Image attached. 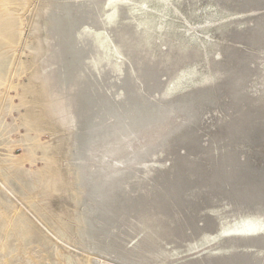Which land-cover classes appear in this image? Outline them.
I'll use <instances>...</instances> for the list:
<instances>
[{
  "label": "rangeland",
  "instance_id": "1",
  "mask_svg": "<svg viewBox=\"0 0 264 264\" xmlns=\"http://www.w3.org/2000/svg\"><path fill=\"white\" fill-rule=\"evenodd\" d=\"M74 1L0 0V264H264V217L245 214V205L264 201V0L170 1L178 11L171 12L166 23L175 46L160 42L156 27L148 57L157 55L154 64L159 67L176 59L164 77L138 82L135 92L154 100H160L165 89L181 96L214 72L215 66L227 74L220 79L213 76L211 99L199 92L193 101L172 107L187 113V128L193 132L187 142L199 149V156L190 155L187 162L176 164L178 171L171 176L167 171L171 158L165 161L159 149L147 144L133 146L123 157L126 167L119 172L124 176L116 186L126 191L144 180L152 181V204L134 215L128 212L121 221L120 213L116 212V220L113 213L109 223L95 225L92 239L84 233L82 218L96 212H88V206L85 211L86 201L80 195L98 182L89 167L85 172L92 179L85 187L78 186L71 155L75 135L80 140L85 132H75L72 108L67 109L65 96L51 87L47 73L54 65L41 64L52 43L46 10L56 3L71 6ZM131 1L145 7L140 0L88 4L85 23H94L89 11L105 14L111 8L106 24L119 25V8ZM161 1L151 0L150 6L163 8ZM153 11H145L134 27L136 33L145 30L147 23L151 30L155 19L146 18L155 16ZM64 25L69 30V23ZM181 46L198 56L180 55ZM105 52L96 48L93 64H105ZM64 59L60 74L70 100L75 97L71 85L76 83L77 66L75 58ZM113 89L103 90L98 97L118 111L120 91ZM129 118L130 113L122 120ZM108 120L107 116L104 122ZM138 126L142 125L130 132ZM102 128L96 127L92 135L99 136ZM130 142L138 141L131 138ZM106 143L94 146L86 157L107 164L101 155L107 148L99 151L104 159L96 157V148ZM179 148L178 152L186 151ZM84 156L76 166L86 168ZM189 165L193 183L183 200L171 186H177L175 179L183 186ZM158 178L164 181L162 186Z\"/></svg>",
  "mask_w": 264,
  "mask_h": 264
},
{
  "label": "bare ground",
  "instance_id": "2",
  "mask_svg": "<svg viewBox=\"0 0 264 264\" xmlns=\"http://www.w3.org/2000/svg\"><path fill=\"white\" fill-rule=\"evenodd\" d=\"M95 1L98 4L102 0H76L72 2L71 6L56 3L48 7L46 15L50 18V21L47 31L51 36L52 43L49 52H47L43 60H41L43 66L47 67L54 65V68L47 73V77L51 80L52 89L59 90L65 96L67 109L70 110L72 108L71 123L74 122L72 125L75 128V132L78 129L84 130L85 132L84 138L80 140H78L75 135L74 145L76 149L74 148L71 155L74 157L75 161L76 168L73 170L76 171L74 178L76 184L83 187L89 184L92 176H88L85 172V169L88 170L89 167L90 172H95L93 177H95L98 182L91 191H87L83 193V195H80V200L83 199V202L86 201L85 211L87 210L86 206H88V212H94V210L96 212L94 216L82 218L86 223L84 233L90 239L94 237L95 225L109 223V216L113 215V213L115 214L114 216H116V220V212L118 211V213H120V220L118 221H121L128 212L134 215L141 209L152 204V193L155 190L154 182L144 180L131 186L126 191H121L116 186V184L123 179L124 174L119 171L123 169V166L126 167L124 158L128 156L127 154H129L131 150L143 144H147L146 147H150V149H159L156 151L163 154L165 161L169 162L171 158V167L167 170L171 176H174L178 171L175 167L176 164L187 162L188 160L185 159L189 158L190 155H193L190 158L199 156V149L193 146L189 147L190 145L187 142L188 138L193 137V132L189 131L187 128V119L189 118L187 113H184V111L178 108L172 110V107L178 103L182 104L193 101L199 92H203L211 99L213 92L210 91V86L213 76L220 79L222 75L227 74L225 69L220 66H215L214 72L206 74L200 83L194 85L192 89L187 90L181 96L172 95L169 89L163 90L160 100H154L147 95L136 93L134 88H136L138 82L157 80L160 75L163 74L164 77V73L170 71L171 64L176 58H173V61L170 62L169 65L159 67L154 64L158 59L157 55L152 57H148V55L151 56L152 54L150 45L153 43V29L154 32L157 29L160 31L158 34L160 42L164 43L167 41L169 45L175 46L171 43L169 33L171 29L166 23H168L167 20L171 21L169 18L171 12L177 13L178 11L173 7L171 8V0H162L163 8L161 7L159 9H157L158 7L150 6L151 0H140L141 4H145L144 8L139 7V1H131L119 8V21L121 24H106L109 17L108 13H110L109 11L111 8L105 14H103V12L102 14H94L89 11L88 17H91L94 23L86 24L85 15H83L86 12V6L88 4L91 5V3L94 5L93 3H95ZM146 10H154L153 13L155 16L149 14L146 20H150V18L154 17L155 22L153 21L152 24L150 23V30L146 21V29L141 31V33H136L134 27ZM114 16L115 14L112 12V17L110 16V18L113 20ZM64 22L69 23V30H66L65 25L63 26ZM157 23L158 25L156 26ZM81 26L82 28H80ZM59 27H63V30ZM102 29L105 31L102 32ZM66 35L70 36V40L65 39ZM101 41H103L104 46H100ZM98 47L106 51L104 53V61L106 63L100 62L99 65L96 66L95 63L93 64L92 59L95 57L96 54L94 52ZM164 48H166V46L163 47L162 50ZM179 48L180 51L178 53L180 55H189L193 57V59L198 56L197 51L191 50L188 46H181ZM98 50L96 52H98ZM166 52L169 51L167 50ZM166 52H164V54ZM87 53L88 59H86ZM65 56L70 57L71 60L75 58L74 61L76 60L75 65L77 66L76 74L74 73L76 75V83L71 85L75 97H69L70 100L65 90L66 87L63 86V74H60V66L64 63ZM165 56L167 55L165 54ZM89 60L93 66L88 62ZM71 77L72 76H70L69 79ZM233 84L234 87H236L235 81L231 83L232 86ZM114 87L118 89L117 91H120V107L118 111L115 110L116 107L111 104L110 101L103 103L98 97V94L103 90L107 92L109 89L114 91ZM129 113L130 118L123 121L122 119L124 116ZM177 115H182L183 117L179 119ZM107 116L109 122H104ZM136 125L142 126H138L134 131L130 132ZM162 126L164 129L161 128ZM96 127H103V131L99 136L92 135ZM155 128L160 129V131L158 133L155 132L153 130ZM128 134L130 136L129 140ZM173 134H177L178 137L177 135L172 136ZM131 138L132 141L138 142L129 145V143H131ZM104 141H107V143L102 146L103 148L99 146L96 148V157L99 156L100 159L102 157H100L99 153L102 152V149L107 148V152H105V154L101 153V155H103L108 162L105 161L107 164L102 165L104 161L103 163H98L95 158H87L86 156L88 152L92 151L94 146ZM141 141H143V143H139ZM126 142L128 144H126ZM116 143L120 144L115 146ZM110 144H114V146L112 147L111 145L110 147ZM133 146L135 147L133 148ZM180 146L182 148L184 147L186 151L178 152ZM156 151H153L152 155ZM83 156L86 157L83 159V161H86V168L83 165L76 166L78 160ZM122 158L124 160H122ZM165 165L168 166L166 163ZM187 167L185 174H183V177L186 176L182 180L183 186H180V180L175 182L177 179L173 181L177 186H171L183 200L185 198L187 199L186 195L190 193L187 188L191 187L193 183L192 168L190 165ZM178 176L179 173L177 174V178ZM163 182L161 178L157 179V183H160L161 186ZM202 183L203 185L206 184V180L203 176ZM203 194L202 191L200 194L202 198ZM88 195H92L95 201L90 199ZM122 195H125V197H123L121 201H118L119 197ZM247 205H245V214L247 217H264V201L251 202ZM113 217L111 218L110 216L111 220ZM165 229L167 228L162 230ZM98 236L99 234L97 237Z\"/></svg>",
  "mask_w": 264,
  "mask_h": 264
}]
</instances>
